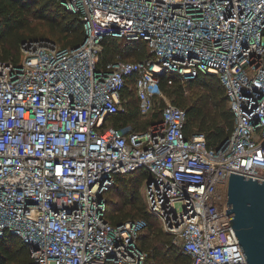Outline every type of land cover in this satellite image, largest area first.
Masks as SVG:
<instances>
[{"label": "built area", "instance_id": "2783aa9c", "mask_svg": "<svg viewBox=\"0 0 264 264\" xmlns=\"http://www.w3.org/2000/svg\"><path fill=\"white\" fill-rule=\"evenodd\" d=\"M60 3L81 18L78 45L27 39L18 60H0V239L18 237L32 264H145L146 220L111 224L104 198L117 175L142 170L145 205L176 253L246 264L225 201L229 172L264 180V0ZM105 38L142 40L150 56L98 66ZM199 72L218 77L233 114L214 147L185 135V110L159 88L162 73ZM129 82L139 120L115 126ZM155 107L159 120L137 128Z\"/></svg>", "mask_w": 264, "mask_h": 264}, {"label": "trees", "instance_id": "16d2710c", "mask_svg": "<svg viewBox=\"0 0 264 264\" xmlns=\"http://www.w3.org/2000/svg\"><path fill=\"white\" fill-rule=\"evenodd\" d=\"M61 0H0V60H18L20 45L27 39H47L61 47H74L84 38L82 21L77 13L67 11ZM41 23L43 30L38 33L34 23ZM136 61L150 56L146 43L142 40L120 41L105 38L97 56L100 66L116 57ZM131 57V59H127ZM172 83L168 84L167 80ZM130 88L123 93L126 100V112L109 117L115 126L137 123V98ZM159 88L170 101L185 110L184 133L188 137L202 133L208 146H217L233 129V114L228 106L226 94L218 77L209 73H197L193 78H178L175 74L162 73ZM191 93L193 100L186 98ZM160 112L155 107L149 118L140 120L139 127L158 121ZM145 179L142 170L119 174L113 186L104 192L106 202L105 218L116 225L122 221L143 218L146 227L138 237L139 245L147 250L145 264H190L187 257L175 252L170 246L171 237L166 234L157 219L148 211L144 194L132 182L140 185ZM119 189L121 204L114 209L109 207L105 194L109 190ZM145 231H147L145 233ZM16 237V236H15ZM5 234L0 239V264H32L28 246L18 237ZM110 264V263H109Z\"/></svg>", "mask_w": 264, "mask_h": 264}, {"label": "water", "instance_id": "95a60500", "mask_svg": "<svg viewBox=\"0 0 264 264\" xmlns=\"http://www.w3.org/2000/svg\"><path fill=\"white\" fill-rule=\"evenodd\" d=\"M225 202L246 264H264V180L229 172Z\"/></svg>", "mask_w": 264, "mask_h": 264}, {"label": "rangeland", "instance_id": "374dc122", "mask_svg": "<svg viewBox=\"0 0 264 264\" xmlns=\"http://www.w3.org/2000/svg\"><path fill=\"white\" fill-rule=\"evenodd\" d=\"M34 25H35L34 28L37 29V32L38 33H40L43 30V25L41 23H36L35 22ZM117 57H119V56H117ZM127 59H131V57H127ZM185 96L189 100L190 99L191 100L194 99V96L192 97V95H191L190 92H188L187 94H185ZM168 101L170 103H172L169 98H168ZM145 183H146V178L141 181V184L140 185L136 184V181L132 182V184H134L135 187H138V189L142 193H143V187L145 186ZM105 196H106L107 200L109 201V207L110 208L114 209L115 207H117V206H119L121 204V200H120V198H121V192H120L119 189L109 190V191L106 192ZM146 232L147 231H145V233Z\"/></svg>", "mask_w": 264, "mask_h": 264}, {"label": "bare ground", "instance_id": "6f19581e", "mask_svg": "<svg viewBox=\"0 0 264 264\" xmlns=\"http://www.w3.org/2000/svg\"><path fill=\"white\" fill-rule=\"evenodd\" d=\"M224 199H225V195L222 194L221 200L224 201Z\"/></svg>", "mask_w": 264, "mask_h": 264}, {"label": "crops", "instance_id": "0c3cea01", "mask_svg": "<svg viewBox=\"0 0 264 264\" xmlns=\"http://www.w3.org/2000/svg\"><path fill=\"white\" fill-rule=\"evenodd\" d=\"M15 237V236H14ZM16 238V237H15ZM17 239V238H16Z\"/></svg>", "mask_w": 264, "mask_h": 264}]
</instances>
